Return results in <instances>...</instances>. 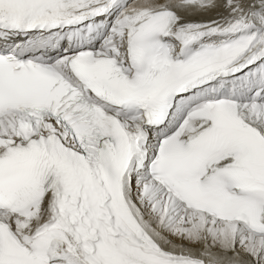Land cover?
Here are the masks:
<instances>
[{"label":"snow or ice","instance_id":"6c2138e0","mask_svg":"<svg viewBox=\"0 0 264 264\" xmlns=\"http://www.w3.org/2000/svg\"><path fill=\"white\" fill-rule=\"evenodd\" d=\"M0 264H264V0H0Z\"/></svg>","mask_w":264,"mask_h":264}]
</instances>
